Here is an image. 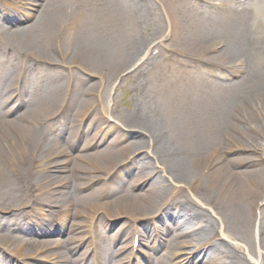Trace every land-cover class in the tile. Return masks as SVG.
Instances as JSON below:
<instances>
[{
    "label": "bare ground",
    "instance_id": "bare-ground-1",
    "mask_svg": "<svg viewBox=\"0 0 264 264\" xmlns=\"http://www.w3.org/2000/svg\"><path fill=\"white\" fill-rule=\"evenodd\" d=\"M131 69L129 107L101 113ZM263 152L264 0H0V264H122L135 239L138 264H245L217 227L249 248L256 223L264 254Z\"/></svg>",
    "mask_w": 264,
    "mask_h": 264
},
{
    "label": "rangeland",
    "instance_id": "rangeland-1",
    "mask_svg": "<svg viewBox=\"0 0 264 264\" xmlns=\"http://www.w3.org/2000/svg\"><path fill=\"white\" fill-rule=\"evenodd\" d=\"M63 1V0H61ZM210 6V5H209ZM211 7V6H210ZM161 17H162V12L160 11V14H159ZM31 20H23L19 23H13L14 25H9L11 27H14V26H23L25 24H28L30 23ZM166 21V20H165ZM161 26H163V23L161 24ZM156 28V27H155ZM145 26L143 25L142 27V33L143 34H149L151 33L153 30V27L150 26V24H148V31L145 30ZM68 31V29H67ZM161 32V31H160ZM153 47V46H152ZM154 53L156 52V50L153 51ZM212 62V61H211ZM200 62H197L196 64L192 65L190 68L188 69H191V71L193 72L192 74L195 73V75H199V76H205L206 78H210V73L208 72H211L212 71H219L221 72L222 74H227V73H230V72H227L226 70L222 69L221 67L220 68H212L210 65L209 67H204V66H198ZM216 64V63H215ZM219 66H222L220 64H217ZM208 71V72H207ZM233 72H235V70H232ZM136 72L135 71H132V69L130 71H128L127 73L125 72L124 75H123V80L122 81H119V80H114L113 83H102L101 84V88L100 90L98 91L100 97L99 99L97 100V103L96 104H101L102 105V109H100L99 111L101 113L103 112H109V108H111V111L113 112V110H117V109H121V110H125L126 111V107H129V104H131L132 100H131V88L133 86V83H135V78L133 76V74ZM234 76L236 75H229L227 76L226 78H223V77H217V79H213L215 82L219 83V84H228L232 79H234ZM225 77V76H224ZM212 79V78H210ZM99 80V77L98 76H92L91 78V81L92 82H96ZM242 81H246V79L244 78ZM122 82V83H121ZM121 83V84H120ZM120 84V85H119ZM230 84V83H229ZM119 85V86H118ZM109 115V114H107ZM110 120H114L112 117L110 118ZM112 124H114L113 122H111ZM93 132H90V134H92ZM110 139V138H109ZM108 139V140H109ZM264 153V152H263ZM236 154H239V155H243L245 154L242 153V152H239V153H236ZM235 154V155H236ZM234 155V157H235ZM264 166V157H260L259 160H258V163L254 166V167H263ZM155 175H152L151 176V180L154 178ZM124 179L128 180L130 179V175H124L123 176ZM164 185H166V188L171 191V187H170V184L169 182H166L163 183ZM41 195V193H35V194H30V195H27V197H25L24 199L26 201H33L37 198H39ZM174 195V194H170V197ZM26 205L29 206L30 203H27L26 202ZM264 204L262 203L260 206H263ZM175 205H172V210H175ZM209 210H211L209 208ZM212 215H210V219L212 220V222L214 223L217 222L218 223V226H219V221L216 219V217L213 216L214 212H211ZM192 211L189 210L187 212V215L188 216H192ZM33 215H29L27 214L26 216L23 217V226L24 227H29L32 225V223H34V218L32 217ZM31 219V220H29ZM45 217H40L38 221H40L41 223H43L44 225L48 226L47 223L45 222ZM72 220L71 218H69V221H67L66 225H65V231H68V230H72V232H76L77 231V226H74L73 223H72ZM111 223L115 222V220H111ZM111 223L109 222V225L107 227V234H112L114 231H116V229L118 228L119 226V223L120 221L116 224L114 223L113 226H111ZM195 223V226H205L206 224L204 223V221L201 219V218H194V222ZM58 227L57 224L53 223L51 228L48 229V231H50V234L47 235L46 237H40V239H44V238H48V239H63L65 236H66V232L62 233L61 231L63 230H57L56 228ZM219 229V232H222L223 234H225L226 236H228L235 244L232 245L235 250H234V253L238 254L239 256H241L242 258L245 259V264H264V254H262L261 252L257 251L258 250V246H257V237H256V229H257V226H256V223L253 224L252 226V246L248 248V246L246 247V245H244L243 243L239 242V240L237 239V237L234 235V233L230 232V230H228V228H226V226L224 225H220L219 227H217ZM68 229V230H66ZM80 230V229H78ZM83 230H85V234L88 233V229L87 228H83ZM68 234V232H67ZM78 236L80 234H77ZM168 237V236H167ZM130 242V241H129ZM214 243L216 242V239L215 241H213ZM87 244V243H86ZM89 245V243H88ZM122 246V244H120V242H116V246ZM84 246V245H83ZM90 247V245H89ZM83 248V247H82ZM81 251L80 249L77 250V253H76V257L80 256L81 254ZM192 255V254H191ZM124 257H126V253H121L120 254V259L123 260L125 259ZM246 259H249V262L246 261ZM30 263H36L32 260H29V259H25V258H22V259H19V264H30ZM38 264V262L36 263Z\"/></svg>",
    "mask_w": 264,
    "mask_h": 264
}]
</instances>
